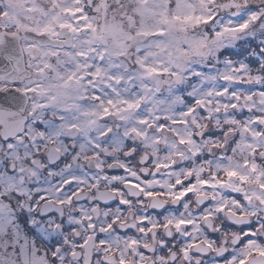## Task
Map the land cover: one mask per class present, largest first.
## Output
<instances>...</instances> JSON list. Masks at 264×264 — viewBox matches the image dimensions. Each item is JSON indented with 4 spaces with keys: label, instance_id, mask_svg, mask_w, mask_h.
<instances>
[{
    "label": "clouds",
    "instance_id": "9594fccd",
    "mask_svg": "<svg viewBox=\"0 0 264 264\" xmlns=\"http://www.w3.org/2000/svg\"><path fill=\"white\" fill-rule=\"evenodd\" d=\"M0 264H264V0H0Z\"/></svg>",
    "mask_w": 264,
    "mask_h": 264
}]
</instances>
